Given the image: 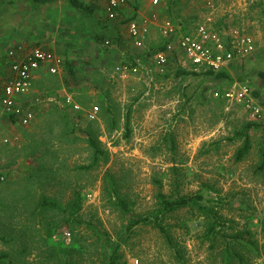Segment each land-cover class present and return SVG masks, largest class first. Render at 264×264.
<instances>
[{
    "label": "rangeland",
    "instance_id": "1",
    "mask_svg": "<svg viewBox=\"0 0 264 264\" xmlns=\"http://www.w3.org/2000/svg\"><path fill=\"white\" fill-rule=\"evenodd\" d=\"M84 1L94 12L60 1L31 14L29 27L25 21L23 27L13 25L9 9L0 19V54L32 42L61 58L58 74L39 73L32 100L61 91L83 108L97 105L100 111L90 122L83 112L44 98L28 126L0 118V254H6L0 264H105L106 240L121 243L126 264H264V127L249 129V149L237 159L246 138L237 132L254 121L242 104L213 96L216 89L248 83L264 103V0H127L115 19L107 17L103 0ZM208 17L221 37L233 28L250 34L254 52L226 69L230 78L178 75L176 67L159 73L154 54L162 24L170 20L194 29ZM143 18L151 22L150 31L137 47L128 22ZM97 33L104 40L95 39ZM130 62L139 65L138 73L115 71ZM8 73L0 71V88ZM11 135L18 139L4 142ZM90 136L103 152L94 164ZM111 176L115 193L107 189ZM160 193L204 195L219 215L217 237L197 209L165 217L176 247L152 223L127 229L130 218L158 208ZM78 199L76 217L67 221L69 203ZM118 199L126 201L127 211ZM44 200L50 202L46 207ZM73 233L84 246L71 252Z\"/></svg>",
    "mask_w": 264,
    "mask_h": 264
},
{
    "label": "built area",
    "instance_id": "2",
    "mask_svg": "<svg viewBox=\"0 0 264 264\" xmlns=\"http://www.w3.org/2000/svg\"><path fill=\"white\" fill-rule=\"evenodd\" d=\"M104 10L108 18L115 19L118 11L127 4V0H103ZM158 5L160 0H151ZM211 18L197 24L194 29L181 31L172 21L167 20L161 26L162 36L168 39L162 50L155 52L154 61L157 71L168 74L174 67L192 68L195 70L228 69L236 60L247 57L256 49L254 38L233 28L225 37H221L210 26ZM149 19L131 20L128 22V33L137 47L144 45L150 31ZM110 44V40H105ZM10 73L5 78L0 95V118L10 119L22 126H28L35 118L36 103L51 101L61 107H68L73 112L84 116L89 121L97 118L99 107L92 105L83 108L72 95L58 91L44 98L31 96L36 94V74L43 69L50 74H58L61 70V58L50 47L36 44L29 48L22 43L11 46L7 52ZM140 70L137 63H120L115 71L122 75L136 74ZM60 92V93H59ZM213 96L222 100L236 101L244 107L250 119L264 127V103L254 94L248 83L237 84L232 89L214 90ZM31 98V99H30ZM18 136L5 137L4 142L15 141ZM2 154L0 153V159ZM70 236L69 232H65ZM139 260L135 259V263Z\"/></svg>",
    "mask_w": 264,
    "mask_h": 264
},
{
    "label": "trees",
    "instance_id": "3",
    "mask_svg": "<svg viewBox=\"0 0 264 264\" xmlns=\"http://www.w3.org/2000/svg\"><path fill=\"white\" fill-rule=\"evenodd\" d=\"M58 1H61V0H28V4H29L30 10H37V9H40L42 7H45V6H52L55 3H57ZM62 1L67 3L70 7H73L77 10H82L83 12H87V13L94 12V9H95L92 6H90L89 4H86L84 0H62ZM133 17H134V15L131 16L130 18H128L127 20L133 19ZM180 30L185 32L187 30H190V28H188V26L185 24V25L180 27ZM105 37H106V35L104 33H102V34L97 33L94 35V38L97 40H100V38H103L102 40H104ZM167 41H168V39L163 36V39L160 42L159 47L157 49H155V52L162 50L165 47ZM131 63L135 64V62H131ZM8 65H9V58L7 57L6 52L3 54H0V71L3 70L4 68H6ZM65 67L68 68V71L73 78H77L76 77L77 71H76L75 67L73 66V63L71 60L66 59ZM201 71H202V73H199ZM175 73L178 75H180V74H203V75H214L216 78H221V77L230 78V75L227 73L226 69L218 70V71H214L213 69L195 70L192 68H183L181 66H178ZM261 73H262L261 75L264 76V72H261ZM47 75H49V73ZM257 94L258 93H256V95ZM218 99H220V98H218ZM92 121L93 120H91L90 122H92ZM253 126L254 127L261 126V124H259L257 122H249L245 125L244 129L237 132L239 134V136L246 137L244 144L241 146V148H239V150L237 152L238 153L237 159H241L243 157V155L249 149L250 141L248 138V131ZM88 142H89V145L94 149L93 161L91 163V164H94L99 160L101 153H103V152H102V149H100L98 141L94 137L90 136L88 138ZM262 166H264V162L262 163ZM111 179H112V182L108 185L107 189L109 191H110V189H112V191L115 193L116 186H115V182H114L112 176H111ZM43 203H44V205L45 204L49 205L50 202H46L44 200ZM118 203L124 209V211L128 210V204L126 203V201L124 199H118ZM52 204H54V203H52ZM46 205H45V207H46ZM80 206H81L80 199H78L74 202L72 201L71 203H69V208L71 209V215H70L71 217L67 218V221L71 222L74 220V217H76V216H73V215L76 214V212L80 208ZM181 209H197V211L200 214H204L205 216H207L208 220L211 221L208 232L211 234V236H213V238L217 237V233L220 231L217 229V223L219 221L218 212L215 210V208L211 204L207 203L204 200V195H202L200 193H195V194H190V195H180L178 197H170V196H166L163 193H160L158 195V208L155 211L151 212L150 214H146V215L140 216V217L130 218L129 222L127 224V229L130 230L134 226L139 225V224L152 223L155 226H157L158 229L162 232V234L167 239V242L169 243V245L171 247H176L175 241L172 238V235L170 233V229L164 223V219H165V217H167L168 214H171V213L178 211V210H181ZM70 229H72V228H70ZM234 237H238V236L234 235ZM79 243L80 242L78 241L77 237L73 233V240H72V243H71L69 250L72 252L75 250L83 249L84 244H79ZM120 245H121V243H119V242H111L110 240H106L105 246H106V251H107V254H106L107 261L105 262V264H126L125 261H121L122 256L119 252ZM176 251H177V255H178L179 250L177 249ZM225 252H226V258L227 259H229L231 257V255H233L232 242H228V245L225 248ZM4 256H6V254H0V259H2V257H4Z\"/></svg>",
    "mask_w": 264,
    "mask_h": 264
},
{
    "label": "crops",
    "instance_id": "4",
    "mask_svg": "<svg viewBox=\"0 0 264 264\" xmlns=\"http://www.w3.org/2000/svg\"><path fill=\"white\" fill-rule=\"evenodd\" d=\"M62 1V0H61ZM57 3H60V1H58ZM56 4V3H55ZM0 5H3V9L1 8L0 9V19H5L7 18V16L4 14V12L9 9L10 11H12V14L8 17L10 22L15 25V26H18V27H23V23L25 21V23H27V27H29V20L31 18V16L34 14L38 15L44 11H46V9L50 8L51 6H45V7H42L40 9H37V10H30L29 8V4H28V0H6V1H2L0 0ZM14 11V13H13ZM32 14V15H31ZM29 18V19H28ZM21 25V26H20ZM20 40V39H18ZM19 43H25V42H19ZM17 43V44H19ZM44 45V43H32V42H26L24 45L26 46V48H29L33 45ZM14 46V45H13ZM45 46V45H44ZM5 71L8 70L9 73H10V67L9 65L4 68ZM43 71V69L39 70L36 74V80H35V90L37 91L38 89V82H37V77H39V73H41ZM8 73V75H9ZM42 76V75H41ZM2 93V88H0V95ZM8 120V119H7ZM8 123L9 124H19L18 122H14L12 120H8ZM20 125V124H19ZM15 136V135H14ZM11 135V138L14 137Z\"/></svg>",
    "mask_w": 264,
    "mask_h": 264
}]
</instances>
